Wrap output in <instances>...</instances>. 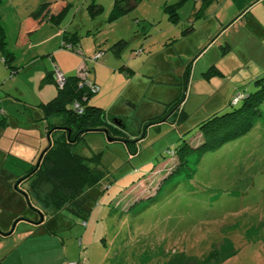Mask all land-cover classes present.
Here are the masks:
<instances>
[{
    "label": "rangeland",
    "instance_id": "obj_1",
    "mask_svg": "<svg viewBox=\"0 0 264 264\" xmlns=\"http://www.w3.org/2000/svg\"><path fill=\"white\" fill-rule=\"evenodd\" d=\"M177 1L0 0L13 56L11 69L0 57V99H7L0 114L25 133L41 131L45 87L56 94L45 74L55 66L65 77L86 71L98 87L87 105L122 121L116 136L135 140L88 132L73 146L84 157L102 152L106 172L83 220L41 206L45 184L29 189L28 207L6 178L30 165L2 156L0 234L14 228L0 235V264H66L76 256L82 264H264V99L244 135L191 153L168 177L178 147L201 141V122L264 85V0H184L173 21L166 7ZM43 3L68 9L58 24L47 21L18 41L21 24ZM212 66L222 76L205 78Z\"/></svg>",
    "mask_w": 264,
    "mask_h": 264
},
{
    "label": "trees",
    "instance_id": "obj_2",
    "mask_svg": "<svg viewBox=\"0 0 264 264\" xmlns=\"http://www.w3.org/2000/svg\"><path fill=\"white\" fill-rule=\"evenodd\" d=\"M183 1L178 0L173 6L166 7V9L169 8L167 10L171 13L173 21L176 20L175 9ZM67 9L68 6L66 5L57 9L48 3H43L30 15L29 19L37 23L45 19L53 24H58ZM117 12L121 11L118 9ZM4 37L3 29L0 27V57L3 64L11 69L13 56L5 50ZM63 41H65L64 38ZM121 44L122 42L117 43L118 46ZM210 73L214 76H222L214 66L210 67L203 75L207 78ZM64 78L65 83L61 88L55 84L53 71L47 72L43 78L45 83H51L56 88L55 96L41 105L45 134L49 138L46 142L50 146L45 147L38 166H35V163L30 165L22 176L14 179L12 188L15 193L17 192L23 198L26 197L27 206L32 207L29 189L34 190L36 185L45 184L49 186L50 191L44 199H39V203L42 202L41 206L52 208L57 213L64 210L83 220L93 203L92 191L96 190L97 195L104 191L99 189V186L106 179V172L101 167L102 152L92 154L91 157H84L75 152L73 146L82 141L84 134L88 132L105 131L108 138L113 141L125 140L126 144L133 143L135 140L116 136L117 133L124 134L122 121L108 119L104 110L87 105L89 97L93 94L86 87H79L82 81L79 73ZM263 99L264 85L252 94H240L229 101L228 105L231 107L242 101L240 107L221 115L212 116L201 122L197 128L201 141H198V144L194 147H190L184 142L178 147L177 164L169 172L168 177L186 166V157L191 153L215 150L224 143L244 135L252 127L253 120L259 116L258 106ZM233 100L235 102L232 104ZM73 103H78L82 108L80 114H77L72 108ZM179 103L180 101L175 106ZM171 113H174V111ZM174 116V114H171L169 117L173 118ZM52 118L56 120L50 122ZM168 118L165 121H168ZM185 118L184 113H180L178 116V120ZM161 120L163 119L154 120L149 123V126L157 125ZM174 121L176 122V119ZM28 182L31 186L27 190L20 189L22 183ZM14 186H16V189H14ZM21 192L25 193V197ZM37 223L44 226L43 221ZM44 228L48 231L46 226Z\"/></svg>",
    "mask_w": 264,
    "mask_h": 264
},
{
    "label": "crops",
    "instance_id": "obj_3",
    "mask_svg": "<svg viewBox=\"0 0 264 264\" xmlns=\"http://www.w3.org/2000/svg\"><path fill=\"white\" fill-rule=\"evenodd\" d=\"M47 20L43 19L41 22L37 23L36 21H32L31 19L27 18L23 24H21L19 33H18V41H26L27 36L30 34H33L34 32H37L41 25L43 23H46ZM55 68L58 69V66H55ZM65 77V76H64ZM55 87V86H54ZM45 97L41 99V104H45L48 101H50L54 96L51 89L49 87H45ZM50 97H52L50 99ZM50 99V100H49ZM4 102H7V99H0V109H2ZM2 119L0 120V124L7 125L6 128H0V158L2 156H14L18 159H20L24 164L32 165L36 163L37 158L39 154L41 153V145L44 140H46V134H45V125L41 126V131H37L33 128V130L28 131V133L24 132V129H17L16 128V122H14V119L5 114H0ZM37 116L39 119L42 120L41 113L38 112ZM36 120V118H33L29 121ZM33 127V126H32ZM36 127V126H35ZM30 132V133H29ZM25 140V141H24ZM45 149V148H44ZM43 151V150H42ZM1 173V171H0ZM16 177H19L17 175H9L6 179H10V181H13L16 179ZM23 257L21 258V260ZM7 257L4 258L3 263L6 262ZM80 263L82 264L78 257L76 256L73 261L68 263ZM89 261V258H87V263ZM66 263V264H68Z\"/></svg>",
    "mask_w": 264,
    "mask_h": 264
},
{
    "label": "built area",
    "instance_id": "obj_4",
    "mask_svg": "<svg viewBox=\"0 0 264 264\" xmlns=\"http://www.w3.org/2000/svg\"><path fill=\"white\" fill-rule=\"evenodd\" d=\"M53 75H54V80L55 84L57 87L61 88L64 83H65V78L64 76L57 70V68L53 69ZM87 73L86 71H83L82 73H79V77L82 80L79 84V87H86L91 94H95L98 92V87L94 85L92 82L88 81L86 79ZM72 108L75 110L77 114H80L82 112V108L78 103H73ZM68 264H80V263H68Z\"/></svg>",
    "mask_w": 264,
    "mask_h": 264
},
{
    "label": "water",
    "instance_id": "obj_5",
    "mask_svg": "<svg viewBox=\"0 0 264 264\" xmlns=\"http://www.w3.org/2000/svg\"><path fill=\"white\" fill-rule=\"evenodd\" d=\"M105 135H106V137H107V139H108V141H113L112 139H110V138H108V134H107V132H103ZM49 140V138H48V136H46V141H48ZM48 146H50V144L48 143V145H47V147ZM45 151V149H43V151H41V153L39 154V156H38V158H37V161H36V163H35V166H38V164H39V161H40V159H41V157H42V154H43V152ZM14 189H16V186H14ZM23 195H24V197H25V193L24 192H21ZM25 200H26V197H25ZM39 214V216H40V218H39V222H42L43 221V218H42V215H41V213H38ZM14 228V227H13ZM13 228L8 232V233H6V234H2V235H9V234H11L12 233V231H13Z\"/></svg>",
    "mask_w": 264,
    "mask_h": 264
}]
</instances>
